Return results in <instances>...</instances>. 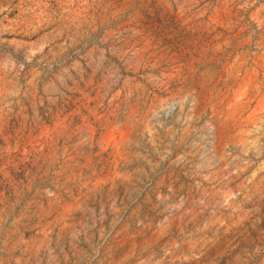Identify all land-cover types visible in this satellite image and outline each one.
Returning <instances> with one entry per match:
<instances>
[{
  "label": "rangeland",
  "instance_id": "374dc122",
  "mask_svg": "<svg viewBox=\"0 0 264 264\" xmlns=\"http://www.w3.org/2000/svg\"><path fill=\"white\" fill-rule=\"evenodd\" d=\"M0 264H264V0H0Z\"/></svg>",
  "mask_w": 264,
  "mask_h": 264
}]
</instances>
